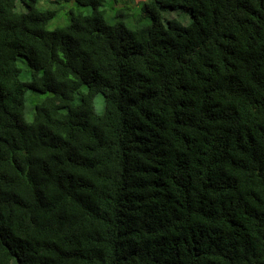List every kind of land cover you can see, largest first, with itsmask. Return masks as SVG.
<instances>
[{
	"label": "trees",
	"instance_id": "trees-1",
	"mask_svg": "<svg viewBox=\"0 0 264 264\" xmlns=\"http://www.w3.org/2000/svg\"><path fill=\"white\" fill-rule=\"evenodd\" d=\"M74 1L0 0V264H264V0Z\"/></svg>",
	"mask_w": 264,
	"mask_h": 264
},
{
	"label": "rangeland",
	"instance_id": "rangeland-1",
	"mask_svg": "<svg viewBox=\"0 0 264 264\" xmlns=\"http://www.w3.org/2000/svg\"><path fill=\"white\" fill-rule=\"evenodd\" d=\"M57 0H38L36 7L40 10H47L51 8L59 9V12L56 16V18L50 23L48 26L49 30H53L58 26H64L66 22V13H69L71 10H75L76 12L82 11L85 14H88L92 8H82L78 6V4L72 0L69 2L68 0H60L61 2H58V4L52 6V3ZM131 1V0H129ZM148 0H133L132 4H136V2H144ZM27 11L26 7L18 5L17 9L19 11ZM163 15L165 19H177L179 20L183 25H188L192 21V16L190 12L187 9H176V10H165L163 12ZM19 66L22 69L23 73L28 72V66L27 62L24 59L19 60ZM25 80H28V77H23ZM88 89L86 87H83L82 92L86 93ZM49 94H42L38 93L34 90H28L26 94V119L28 121H31L33 119V111L37 104L41 103L43 100H45ZM81 101L80 95L77 96L74 100V105L79 104ZM94 106L97 114H103L105 111V100L104 96L102 94L96 95L94 99Z\"/></svg>",
	"mask_w": 264,
	"mask_h": 264
}]
</instances>
